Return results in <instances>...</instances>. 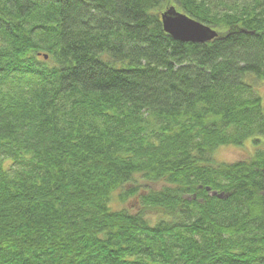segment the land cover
<instances>
[{
	"label": "trees",
	"instance_id": "16d2710c",
	"mask_svg": "<svg viewBox=\"0 0 264 264\" xmlns=\"http://www.w3.org/2000/svg\"><path fill=\"white\" fill-rule=\"evenodd\" d=\"M263 87L264 0H0V264H264Z\"/></svg>",
	"mask_w": 264,
	"mask_h": 264
},
{
	"label": "water",
	"instance_id": "95a60500",
	"mask_svg": "<svg viewBox=\"0 0 264 264\" xmlns=\"http://www.w3.org/2000/svg\"><path fill=\"white\" fill-rule=\"evenodd\" d=\"M162 24L165 32L177 41L207 42L218 36V32L212 26L188 16L171 6L162 13ZM213 195L223 197V194L213 192Z\"/></svg>",
	"mask_w": 264,
	"mask_h": 264
},
{
	"label": "rangeland",
	"instance_id": "374dc122",
	"mask_svg": "<svg viewBox=\"0 0 264 264\" xmlns=\"http://www.w3.org/2000/svg\"><path fill=\"white\" fill-rule=\"evenodd\" d=\"M264 91V87H263ZM253 150L252 146L249 143H246V146L235 147V146H224L219 148L216 153L215 157L216 160H223V161H236L247 159L250 156V152Z\"/></svg>",
	"mask_w": 264,
	"mask_h": 264
}]
</instances>
